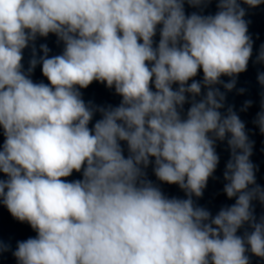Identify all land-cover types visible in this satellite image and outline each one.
Returning <instances> with one entry per match:
<instances>
[{"label":"clouds","instance_id":"obj_1","mask_svg":"<svg viewBox=\"0 0 264 264\" xmlns=\"http://www.w3.org/2000/svg\"><path fill=\"white\" fill-rule=\"evenodd\" d=\"M243 2L255 7L264 0ZM183 4L0 0V126L6 138L0 172L8 177L0 180V198L38 234L18 242V264H249L246 244L264 258V218L256 222L251 209L253 199L264 203V190L249 189L255 185L252 144L231 108L221 115L225 96L214 87L222 75L246 71L252 40L245 9L237 0H218L214 16H186ZM157 25L161 38L154 48ZM49 33L65 44L52 58L41 45L42 72L51 86L33 83L21 64L29 41ZM258 61H264V46ZM36 63L30 61L29 71ZM201 68L206 95L193 100L182 119L178 108L186 93H201L200 82L188 85ZM94 80L114 86L123 99L118 107L99 109L103 118L90 130L93 110L75 86ZM258 80L264 85V74ZM223 86L232 90L235 79ZM256 123L264 133V111ZM227 134L232 158L224 192L237 199L212 217L192 196H202L219 162L215 140ZM119 141L128 144L127 158ZM150 157L158 179L178 184L187 199L166 198L141 179L140 166L147 167ZM84 165L83 180L61 179ZM246 222L253 231L242 238L237 231Z\"/></svg>","mask_w":264,"mask_h":264}]
</instances>
